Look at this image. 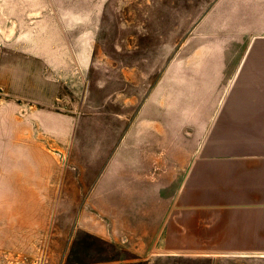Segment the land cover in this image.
<instances>
[{
    "label": "rangeland",
    "instance_id": "374dc122",
    "mask_svg": "<svg viewBox=\"0 0 264 264\" xmlns=\"http://www.w3.org/2000/svg\"><path fill=\"white\" fill-rule=\"evenodd\" d=\"M238 7L0 0V264H264V256L141 259L89 229L94 210L83 204L138 106L152 99L175 108L177 124L199 122L210 107L201 90L219 70L207 61L248 41L232 29ZM196 140L193 131L186 150Z\"/></svg>",
    "mask_w": 264,
    "mask_h": 264
},
{
    "label": "crops",
    "instance_id": "0c3cea01",
    "mask_svg": "<svg viewBox=\"0 0 264 264\" xmlns=\"http://www.w3.org/2000/svg\"><path fill=\"white\" fill-rule=\"evenodd\" d=\"M232 29L248 41L207 61L219 70L204 77L199 122L138 106L84 200L89 229L138 258L264 256V0H239Z\"/></svg>",
    "mask_w": 264,
    "mask_h": 264
},
{
    "label": "bare ground",
    "instance_id": "6f19581e",
    "mask_svg": "<svg viewBox=\"0 0 264 264\" xmlns=\"http://www.w3.org/2000/svg\"><path fill=\"white\" fill-rule=\"evenodd\" d=\"M218 115V114H217ZM210 131V130H209Z\"/></svg>",
    "mask_w": 264,
    "mask_h": 264
}]
</instances>
